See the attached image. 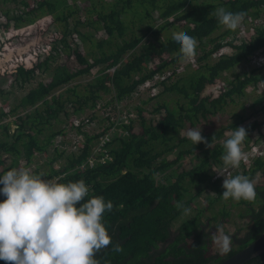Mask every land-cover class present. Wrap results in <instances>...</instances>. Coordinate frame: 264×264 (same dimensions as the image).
<instances>
[{"label":"trees","instance_id":"1","mask_svg":"<svg viewBox=\"0 0 264 264\" xmlns=\"http://www.w3.org/2000/svg\"><path fill=\"white\" fill-rule=\"evenodd\" d=\"M9 2L16 6L7 7ZM219 7L245 12L242 25L235 31L221 25L210 15ZM0 11L14 19L12 36L32 44L49 40L62 58L53 62L54 54L47 51L43 59L11 72L7 88L0 86V176L28 167L61 183L84 180L85 202L94 196L111 201L102 223L112 243L97 254L99 264H216L264 229V155L221 171L226 167L223 135L243 123L247 142L264 122V115L249 120L264 112V62H252L264 47V0H0ZM50 24L56 27L51 35L46 34ZM178 31L197 41L191 61L181 59L172 38ZM225 43L232 50L217 54ZM146 80H151L148 86ZM5 91H14L12 101H6L11 96H3ZM98 100L103 113L132 109L136 118L121 126L125 133L114 130L110 159L82 169L89 138L107 131L112 121L110 114L97 113L101 105L87 114L97 131L82 130L71 115L73 108H92ZM62 110L66 118L58 119ZM11 114L12 120H3ZM53 120H59L56 127ZM190 128L201 129L212 147L193 144L184 135ZM79 131L83 143L71 149ZM191 152L195 161L187 165L181 159ZM219 171L248 176L256 198L224 200V177L211 179ZM4 199L0 194V202ZM178 202L192 213L181 219L185 212ZM236 215L248 224L238 226L246 227L241 236L229 235L231 251L207 252L212 234L205 225L215 228ZM118 243L121 252L113 251ZM244 264H264V252Z\"/></svg>","mask_w":264,"mask_h":264},{"label":"clouds","instance_id":"2","mask_svg":"<svg viewBox=\"0 0 264 264\" xmlns=\"http://www.w3.org/2000/svg\"><path fill=\"white\" fill-rule=\"evenodd\" d=\"M210 15H214L228 30L235 31L242 25L246 13H233L219 7ZM243 28L246 34V27ZM172 38L180 45L181 59L191 61L196 55L195 38L183 31L173 32ZM224 45L230 46L225 43L220 47ZM218 50L216 53L221 54ZM253 57L260 63L254 61ZM253 57V64L261 65L264 62V47L259 48ZM146 82L150 83L151 80L144 82L148 86ZM215 87L211 86L214 91ZM202 92L206 94L207 90L203 89ZM262 113V110L255 112L249 120L263 116ZM154 115L157 116V113ZM184 135L195 145L204 143L206 147H212L201 135V129L190 128ZM225 136V153L221 157L223 164L239 168L241 162L248 160V154L242 148L248 137L247 131L240 126L226 132ZM212 176V179L224 177V200L252 201L256 198L255 185L248 176L225 175L221 171ZM0 185H3L0 194L6 197L0 202V260L5 264H99L97 254L112 243L102 223L105 211L113 208L111 201L106 203L102 196H94L85 202L89 188L84 180L61 183L55 177L45 179L28 167L6 171L0 176ZM176 206L183 208L185 214L190 212L182 203L178 202ZM210 238L221 254L231 251L232 239L225 234L223 225H218ZM113 251L121 252L123 249L118 243Z\"/></svg>","mask_w":264,"mask_h":264},{"label":"built area","instance_id":"3","mask_svg":"<svg viewBox=\"0 0 264 264\" xmlns=\"http://www.w3.org/2000/svg\"><path fill=\"white\" fill-rule=\"evenodd\" d=\"M13 12H18L17 7L13 9ZM14 19L13 18H7V16L0 11V29L4 32L7 33L5 34V38L1 40L0 42V57H3L5 54H11L10 58L6 62H1V67H0V73H10L16 70L17 67L19 66H28L32 65L35 63L39 57L38 54L41 53L43 54L44 51H49L51 48L48 47V44L45 43L49 40L46 39H41L38 43H33L35 49L31 48L28 49L29 47L25 45L27 41H23L22 39H18L16 36H12V28L14 27ZM7 26V27H5ZM56 27L53 24H50L46 34L51 35ZM244 30V28H243ZM28 47L26 50L25 48ZM48 48V49H47ZM47 49V50H46ZM232 47L228 45H224L219 48L218 52L223 53L225 51L231 50ZM253 60L256 61L257 63L260 61L253 57ZM114 65L107 68V70L111 71L113 70ZM161 77V76H159ZM149 82H146V85H148ZM141 88V85L139 86ZM100 103L97 102L95 108H99ZM103 108V107H102ZM74 110V108H73ZM95 110V109H94ZM125 109H108L105 110V114H110V119L112 121V126L105 132H102L100 134H97L95 136H92L88 140V145L90 147V153L86 158L82 160L80 163L79 167L82 169H85L87 166L91 167L97 162H104L107 159H110V154H109V148H108V141L114 136V130H117V128H120L123 133L126 132L125 129H123L121 126L130 123L133 121L136 116L132 112H127L124 111ZM104 111V108H103ZM74 114V112H73ZM158 116V113H157ZM3 120L10 119L12 120L15 115H7V117L2 116ZM73 121L77 124L82 123V130L85 131H90L91 128L95 125L94 120H91L90 117L85 114L81 119H73ZM15 124L11 125V129H13ZM96 131L98 129H95ZM264 134L262 133H257L253 137L249 138L248 143H249V150L247 152L249 157H255V156H260L264 155ZM84 140V134L82 131H79L75 134V137L72 141V143L69 145L71 149H76L79 147Z\"/></svg>","mask_w":264,"mask_h":264},{"label":"rangeland","instance_id":"4","mask_svg":"<svg viewBox=\"0 0 264 264\" xmlns=\"http://www.w3.org/2000/svg\"><path fill=\"white\" fill-rule=\"evenodd\" d=\"M10 4H13L12 2L10 3H8L7 4V7L10 5ZM13 5H15V4H13ZM3 8H6V7H4V5H1ZM16 6V5H15ZM13 7V6H12ZM5 34H7V33H4L1 29H0V42H1V40L2 39H4L5 38ZM23 41H27L28 39H22ZM45 43H47L48 44V47H50L51 48V44H50V42L49 41H47V42H45ZM25 45L26 46H28V47H26L25 48V50L28 48V49H31V48H33V49H35V47H34V45H32V42L31 41H27V43H25ZM48 49V48H47ZM46 49V50H47ZM36 50V49H35ZM37 51V50H36ZM49 52L51 53L52 52V54H54V59H53V62L55 61V62H57V61H61L62 60V58H61V55H59V53H57L58 51L57 50H53L52 48L49 50ZM46 54H47V52L46 51H44V53L43 54H41V53H39L38 54V57H39V59H43L45 56H46ZM10 56H12L11 54H5L3 57H0V61H2V62H6L9 58H10ZM38 59V60H39ZM0 67H1V62H0ZM39 71V70H38ZM11 74V72L10 73H3V74H1L0 73V86H2L3 88H7L8 87V85H9V81H11L12 80V76L10 75ZM45 77H46V74H45ZM36 78V77H35ZM35 78H32L33 80H35ZM78 80H80V79H78ZM77 80V81H78ZM72 83V82H71ZM71 83H69V84H71ZM6 90V89H5ZM58 91V90H57ZM14 94V91H12V92H7V91H5V92H3V96H7V95H10L11 97L10 98H8V99H6V101H8V100H11V98H12V95ZM141 94H142V92H141ZM12 101V100H11ZM99 101V100H98ZM99 103H100V105H101V108H99L98 110H97V113L98 114H102L103 113V108H102V102H100L99 101ZM123 106V103H119L118 104V107H122ZM228 108L230 107V105H228L227 106ZM94 109H96L95 107H92V108H86L85 110H82V111H80V110H75V108H74V114H72L71 115V117H73L74 119H77V118H79V119H81V117H83V115H85V114H88L89 113V111H91V110H94ZM124 111H127V112H132L133 114H134V116H136V114H135V112H134V110H132V109H125ZM65 112V110H62L61 111V113L58 115V119L60 118V117H64V118H66V114L64 113ZM104 114V113H103ZM146 114V113H145ZM262 114H264V112L262 113ZM69 119H67V121H68ZM58 121L59 120H53V126L54 127H56L57 125H58ZM67 123V122H66ZM67 126H69V123H67ZM240 126H243V123H240V124H238V126L237 127H240ZM93 128H94V126H93ZM94 129H97V128H94ZM257 133H262V134H264V122H263V124L259 127V129H254V130H252V132H251V134H250V138L251 137H253L255 134H257ZM225 135H223V137H224ZM264 137V136H263ZM249 140V139H248ZM248 140H247V142H244L243 143V145H242V148H244L243 150L247 153L248 152V150H249V143H248ZM196 152V151H195ZM195 152H193V153H195ZM193 153L191 152V153H189V154H186L185 155V157H183L181 160H184V162H186V164L187 165H189V164H192V163H194V161L195 160H193ZM260 156H262V155H260ZM167 157V156H166ZM170 159H172L173 158V156H168ZM167 157V158H168ZM248 158H252V157H249L248 156ZM54 165H55V167H58L59 166V164L56 162V163H54ZM221 167H223V166H221ZM228 168H230V167H228ZM221 171L222 172H224V171H228V169H227V167H225V168H221ZM163 172L162 171H156V173L155 174H157V176H159V175H161ZM214 173V172H213ZM213 178V176L211 177V179ZM209 192V190L208 189H205V191L202 193V195L204 196V194L205 193H208ZM201 200V196L199 195V196H197L196 197V199H194L193 201H191V206H193L194 204H193V202L196 204L197 202H199ZM201 204V203H200ZM188 209H190V207L188 208ZM190 213H192V211L190 210ZM188 215V213L187 214H185V213H183V217H181V219L182 218H184L185 216H187ZM180 218V217H179ZM234 218V220L233 219H230V220H228V221H226L225 223H222L221 225H223L224 226V232H225V234L227 233V235H236V236H241L242 234H243V232H244V230L246 229V227L244 226V228H242V229H238V226H240L241 224H244L245 222L248 224V220L246 219V217H240V216H234L233 217ZM203 221H205V219L203 218ZM176 223H177V221H176ZM176 223L173 225L174 227H176ZM206 224V223H205ZM246 224V225H247ZM251 224V223H250ZM216 228L217 227H215V228H213L212 226H210V225H205V230L207 229V230H211V233L210 234H213L214 232H215V230H216ZM219 252V250H218V248H217V246L212 242V240H211V242H210V244L208 245V251L207 252Z\"/></svg>","mask_w":264,"mask_h":264},{"label":"water","instance_id":"5","mask_svg":"<svg viewBox=\"0 0 264 264\" xmlns=\"http://www.w3.org/2000/svg\"><path fill=\"white\" fill-rule=\"evenodd\" d=\"M264 252V229L251 241L216 264H244L248 259Z\"/></svg>","mask_w":264,"mask_h":264}]
</instances>
